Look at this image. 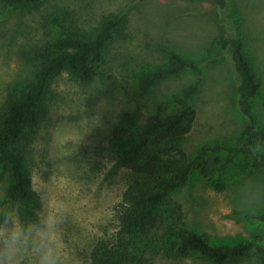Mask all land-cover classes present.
Segmentation results:
<instances>
[{"label": "rangeland", "instance_id": "obj_1", "mask_svg": "<svg viewBox=\"0 0 264 264\" xmlns=\"http://www.w3.org/2000/svg\"><path fill=\"white\" fill-rule=\"evenodd\" d=\"M216 0H44L34 11L0 6V109L13 92L26 87L40 67L45 43L64 30L92 31L112 14H128L123 34L114 42L102 74L87 85L64 72L47 100L29 168L43 205L67 208L63 239L67 264H90L98 239L120 231L123 195L132 174L118 164L109 145L115 126L145 120L154 103L195 84L200 75L189 69L171 76L147 92L139 79L161 69L173 49L203 69V85L193 100L198 112L193 131L182 144L195 153L204 144H239L235 163L208 182L196 172L174 192L188 225L208 234L215 244L246 241L263 234L264 224L249 218L264 213V174L246 176L241 164L249 124L238 107V75L230 51L219 41L227 32L244 39L247 55L262 88L254 100L259 127H264V0H228L226 23L220 24ZM50 97V95H49ZM225 156V152L223 153ZM0 197L5 200L6 176ZM221 182L223 188L217 187ZM213 183V184H212ZM221 185V184H220ZM252 260L231 264H256ZM149 264H213L189 256L172 260L158 256Z\"/></svg>", "mask_w": 264, "mask_h": 264}, {"label": "trees", "instance_id": "obj_2", "mask_svg": "<svg viewBox=\"0 0 264 264\" xmlns=\"http://www.w3.org/2000/svg\"><path fill=\"white\" fill-rule=\"evenodd\" d=\"M43 1L0 0V6L10 11L18 8L34 11ZM227 6L228 0H216L220 24L226 23ZM127 24L128 14H112L95 30L61 31L45 43L33 80L20 91L11 93L0 109V170L1 176L7 177L3 194L6 201H19L23 205V218H33L34 212L43 205L41 195L33 186L28 156L35 148L38 132L49 112L46 103L55 80L67 72L83 84L93 83L107 64L111 45L122 36ZM219 44L230 51L239 78L238 107L249 124L242 147L251 162L242 163L241 171L248 177L264 174V157H252L249 152V146L256 139L264 140V127H259L254 109L262 81L247 55L241 35L227 32ZM165 51L169 60L165 67L142 73L139 79L142 92L189 69L197 71L199 80L159 99L145 120H129L126 114L121 124L114 127L109 145L118 164L132 174V181L123 195L120 231L113 238L96 241L90 264H149L161 255L172 260L199 257L213 264L252 259L256 264H264L263 234L246 241L215 244L208 234L188 225L183 205L172 196L188 185L196 172L208 182L222 177L226 168L235 163L241 146L220 141L204 144L195 153L186 150L182 140L193 131L197 121L193 100L202 89L203 69L173 49ZM217 184L223 188L221 182ZM249 218L264 224V213Z\"/></svg>", "mask_w": 264, "mask_h": 264}, {"label": "clouds", "instance_id": "obj_3", "mask_svg": "<svg viewBox=\"0 0 264 264\" xmlns=\"http://www.w3.org/2000/svg\"><path fill=\"white\" fill-rule=\"evenodd\" d=\"M264 140L250 146L252 157H264ZM19 202L0 197V264H67L63 226L67 208L42 206L33 218H23Z\"/></svg>", "mask_w": 264, "mask_h": 264}]
</instances>
